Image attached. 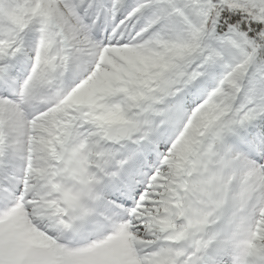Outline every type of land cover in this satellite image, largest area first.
<instances>
[{
	"label": "snow or ice",
	"instance_id": "1",
	"mask_svg": "<svg viewBox=\"0 0 264 264\" xmlns=\"http://www.w3.org/2000/svg\"><path fill=\"white\" fill-rule=\"evenodd\" d=\"M0 264H264V0H0Z\"/></svg>",
	"mask_w": 264,
	"mask_h": 264
}]
</instances>
